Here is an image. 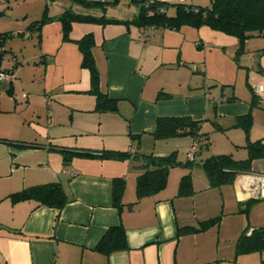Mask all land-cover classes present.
<instances>
[{"label": "crops", "instance_id": "obj_1", "mask_svg": "<svg viewBox=\"0 0 264 264\" xmlns=\"http://www.w3.org/2000/svg\"><path fill=\"white\" fill-rule=\"evenodd\" d=\"M211 2L183 3L203 8ZM140 7L136 0H119L99 11L75 13L118 22L72 23L69 41L64 40L59 20L67 9L48 13L40 30L30 32L37 35L43 69L36 93L42 106H35L30 94L21 97L29 100L25 111L31 107L37 117L46 114L45 126L31 124V119L26 123L24 116L16 118L18 95L12 82L16 74L12 68L0 70L12 76L0 78V264H252V259L246 261L252 253L235 252L237 239L255 229L240 215L239 208L248 199L236 181L238 175L230 184L213 187L201 164L212 155L246 157L240 116L251 115L250 141L264 139V108L256 104L253 92L256 85L264 88V47L246 50L248 38L240 50L238 38L206 25L140 28L132 24ZM173 10L170 7L167 13ZM88 34L94 40L100 90L117 101L116 112L94 111L89 72L81 67L82 54L75 43ZM5 95L14 107H5ZM158 117H190L201 122V132L208 137L217 132L211 154L206 155L210 142L187 168L194 138L186 135L190 141L186 138L184 146L177 137L155 140ZM132 147L127 158L101 156ZM181 147L186 148L185 156L170 168L166 187L138 199L135 187L142 173L138 157L177 154ZM63 151L75 153L65 162ZM251 173L264 174V159L253 161ZM184 175L191 177L192 192L180 196ZM116 179L124 184L120 209L112 199ZM53 183L61 185L67 198L58 215L34 201L9 199L24 189ZM119 225L127 249L107 258L95 247L109 227ZM184 227L199 230L177 235Z\"/></svg>", "mask_w": 264, "mask_h": 264}, {"label": "trees", "instance_id": "obj_2", "mask_svg": "<svg viewBox=\"0 0 264 264\" xmlns=\"http://www.w3.org/2000/svg\"><path fill=\"white\" fill-rule=\"evenodd\" d=\"M140 12L137 17L132 19V24L142 28L147 26L163 27L177 30L183 25L200 27L206 25L209 28L234 36L240 41V50L243 42L252 36L264 37V0H212L208 7H191L185 3H167L155 2L145 8L141 0ZM83 3L85 6H104L93 3ZM172 7L173 14H168L167 9ZM164 9L165 13H160ZM47 17L46 11L42 13L41 19L30 24L28 31L40 30ZM62 24L63 37L69 41V33L72 23H116L117 20L95 18L75 14L72 11H64L59 17ZM3 37V36H2ZM82 54L81 67L89 72L90 88L88 94L94 96L96 113H112L117 111V101L108 97L100 90L99 75L96 69L92 48L94 40L91 34L85 35L75 42ZM238 50V54L240 53ZM264 54V49H261ZM3 54L0 53V61ZM229 99L228 101H233ZM258 105V101H255ZM259 106V105H258ZM262 108V107H261ZM238 124L242 125L245 132L246 144L243 148L246 150V157L242 160H236L230 154L212 155L206 158L201 164L208 181L213 187H220L230 184L239 174L251 173L252 163L255 160L264 159V139L250 141L248 139L251 126V115L240 116ZM200 121L193 120L190 117H158L156 119V129L152 134L155 140L169 139L190 135L200 142V149L206 147L209 141L208 134L201 132ZM213 124V123H212ZM214 125V124H213ZM133 136L132 139H135ZM64 161L68 162L75 152L63 151ZM198 152V151H197ZM196 152V153H197ZM195 153V154H196ZM87 154V153H84ZM104 158L121 159L130 156L129 152L104 151L101 155ZM138 159L142 162L140 168L142 173L137 177L136 195L140 199L147 195L155 194L166 187L168 172L170 168L177 166L180 162L177 160L176 152L168 156L140 155ZM185 166L192 164V159L188 158ZM124 188L123 180L116 179L113 184V205L118 209L122 208L120 196ZM191 177L184 175L178 186V195L186 196L191 194ZM12 203L21 201H34L36 206H45L56 210L57 215L67 203L65 193L58 183L38 185L9 196ZM254 201L249 199L245 205L246 210L250 203ZM199 228L184 227L179 228V234L192 233ZM246 231L237 239L235 252L237 255L249 254L264 251V226L253 229L249 236H245ZM127 249L125 232L122 226L109 227L97 243L95 250L105 255L107 258L112 254Z\"/></svg>", "mask_w": 264, "mask_h": 264}, {"label": "rangeland", "instance_id": "obj_3", "mask_svg": "<svg viewBox=\"0 0 264 264\" xmlns=\"http://www.w3.org/2000/svg\"><path fill=\"white\" fill-rule=\"evenodd\" d=\"M60 9H67L74 13H91L93 10L99 11L100 6H85L76 0H0V53L3 54L0 61V70L12 68L15 71L16 78H13L12 82L15 85L14 95L15 97L18 95L16 97V105H19L16 118L24 116L27 121L26 123H29L31 119V124L38 123L45 126L44 120L46 119L45 113L40 114L39 117H37V114L34 115L31 107L25 111L24 108L29 104V100L21 97L22 93L25 95L30 94L33 96L32 101H34L35 106H42L41 97L39 95L36 97V93H40L38 81L42 76L43 70L40 67L38 59L37 35L31 36L28 28L32 22L41 19L44 11L48 14L59 12ZM249 38L245 46L246 50L249 49L254 52L256 49L264 47V37L255 36ZM38 65L39 67L37 68ZM17 70L19 72H16ZM8 85L7 83L6 89H8ZM3 99L5 107H9L10 105L14 107L15 102L13 103V100L10 101L7 95ZM31 115H33V118H31ZM217 134L215 131L209 133L208 143L210 144L211 142V144L206 155L211 154L210 146L215 141L214 138L216 137L214 135ZM186 138L190 141L188 136L177 137V141L181 142V145L184 146ZM220 141L221 139L217 140V142ZM182 150L184 151L182 152ZM179 151L177 152V158L184 157L186 148L181 147ZM245 153L243 154L244 157ZM242 209H246V205L239 208L240 215L245 220L246 225L250 222L255 229L264 226V200L252 201L247 208V212H242ZM252 254V256L246 257V261L252 259V264H264V251Z\"/></svg>", "mask_w": 264, "mask_h": 264}, {"label": "built area", "instance_id": "obj_4", "mask_svg": "<svg viewBox=\"0 0 264 264\" xmlns=\"http://www.w3.org/2000/svg\"><path fill=\"white\" fill-rule=\"evenodd\" d=\"M78 2H84V3H93V4H100V5H110L118 2L119 0H76ZM185 0H175L174 3H183ZM142 5L147 8L149 5L155 3L154 0H141ZM160 13H165L164 9L160 10ZM141 38H145V36H141ZM1 79H10L12 78L11 75L8 74H0ZM253 92L255 96L258 98V105L262 108H264V95H262V92H264V88H262L261 85H256L253 88ZM200 150V142L195 140L193 144L190 147V150L188 152V158L193 159L195 153ZM134 148H130L129 153H133ZM236 181H239L243 188L246 191L247 199H253V200H264V174H258V173H251V174H244V175H238L236 177ZM252 230H248L246 232V236H249L251 234Z\"/></svg>", "mask_w": 264, "mask_h": 264}]
</instances>
